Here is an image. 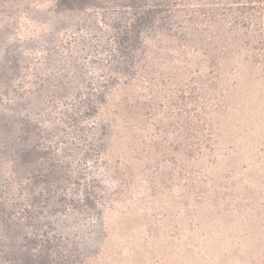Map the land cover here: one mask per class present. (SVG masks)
Here are the masks:
<instances>
[{
	"label": "rangeland",
	"instance_id": "374dc122",
	"mask_svg": "<svg viewBox=\"0 0 264 264\" xmlns=\"http://www.w3.org/2000/svg\"><path fill=\"white\" fill-rule=\"evenodd\" d=\"M201 4L0 0V264H264V17Z\"/></svg>",
	"mask_w": 264,
	"mask_h": 264
},
{
	"label": "trees",
	"instance_id": "16d2710c",
	"mask_svg": "<svg viewBox=\"0 0 264 264\" xmlns=\"http://www.w3.org/2000/svg\"><path fill=\"white\" fill-rule=\"evenodd\" d=\"M199 12L203 13L202 20L213 24H223L229 19L232 24L241 23L249 26L253 19L256 20L257 14L264 17V0H199ZM205 1V3H204ZM201 16V15H200ZM198 16V17H200ZM253 16V17H252ZM264 28V24H261ZM259 36V35H258ZM261 37V36H260ZM260 44L264 46V34L260 38ZM155 55L152 56L155 64L159 61L157 57L163 43V35H156L154 39ZM146 61H144V64Z\"/></svg>",
	"mask_w": 264,
	"mask_h": 264
}]
</instances>
